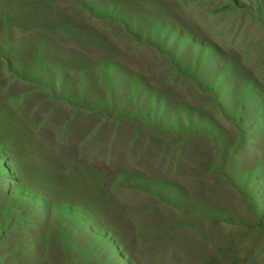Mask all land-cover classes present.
<instances>
[{
	"label": "rangeland",
	"instance_id": "374dc122",
	"mask_svg": "<svg viewBox=\"0 0 264 264\" xmlns=\"http://www.w3.org/2000/svg\"><path fill=\"white\" fill-rule=\"evenodd\" d=\"M0 264H264V0H0Z\"/></svg>",
	"mask_w": 264,
	"mask_h": 264
},
{
	"label": "trees",
	"instance_id": "16d2710c",
	"mask_svg": "<svg viewBox=\"0 0 264 264\" xmlns=\"http://www.w3.org/2000/svg\"><path fill=\"white\" fill-rule=\"evenodd\" d=\"M78 215H79L80 218L82 219L83 214H78ZM105 233H106V232H102L101 234H98L97 236H99V239H105V238H107V235H106ZM110 244L113 245L112 242H110ZM112 247L114 248V245H113ZM114 249H115V248H114Z\"/></svg>",
	"mask_w": 264,
	"mask_h": 264
}]
</instances>
